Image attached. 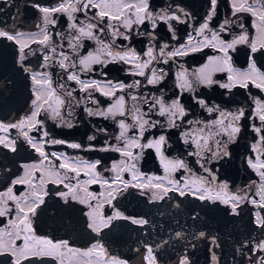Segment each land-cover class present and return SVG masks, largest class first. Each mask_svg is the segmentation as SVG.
Masks as SVG:
<instances>
[{"label":"snow or ice","instance_id":"snow-or-ice-1","mask_svg":"<svg viewBox=\"0 0 264 264\" xmlns=\"http://www.w3.org/2000/svg\"><path fill=\"white\" fill-rule=\"evenodd\" d=\"M209 3L204 22L194 29L195 36L190 33L187 42L172 51H166L168 46L164 45L159 52L154 47H147L141 54L134 47L116 44L117 40L131 41L134 30L145 22L150 23L153 30L160 22L165 23L170 30L173 28L172 21L189 22L177 14L178 11L183 17H190L191 14L183 8L176 6L177 11L153 12L150 10V0H60L52 7L35 4L33 7L42 14L40 23L36 25L38 31L0 28V40L11 42V46L15 48V64L27 74V80L31 84L30 99L26 103L28 111L16 120L0 119V149L6 150L3 153L6 158L9 154L27 150L39 157L32 163L22 164L20 167L23 173L12 179L10 186L4 191H0V218L6 219V224L0 227V256L11 257L12 264H24V261L33 257H49L57 264H129L127 259L109 251L104 237L119 221L140 227L149 224L145 216L127 215L114 204V201L132 189L139 197L146 198L149 204L177 197L181 198L180 203L173 207L179 209L185 203L184 198L189 206L192 201H198L199 204L191 209L189 218L193 221L203 219L201 212L209 214L215 210H223L225 215L236 218L247 212L250 224L254 226L251 231L258 232L260 238L250 233L248 238L241 241L236 252L241 253L242 249H247L244 255L248 264H264V99L253 97L254 108L248 117L251 121H258V124L242 125L241 121L246 115L244 108L230 111L217 104L209 105L199 98L196 102L214 118L186 121L185 117L189 112L179 97L168 101L163 96L141 95L137 91L142 83L139 79L125 84L122 81L101 82L81 78L83 74L92 72L93 66L97 64H124L128 65L126 71L129 74L144 78L145 87L157 85L167 73L163 68H155L154 62L167 64L168 59L187 56L210 47L221 55L210 57L208 63L193 73L191 78L186 70L178 71V89L182 92H194L198 85L211 87L214 84L228 90L236 87L247 89L251 84L264 92V71L257 66L254 58L258 52L264 55V0H231L233 17L239 19V14L247 13L254 18L255 37L252 39L247 31H242L231 40L225 39L221 33L229 31L230 22L227 20L220 25L219 31L211 29L209 22L216 14L218 0H209ZM89 12H92L91 16H88ZM78 13H83L85 20L77 22ZM57 14L67 16L70 22L67 36L56 33L61 37L59 42L53 39L50 30V26L57 23ZM239 27L243 29L244 25L240 24ZM105 32L110 37L107 42L101 39ZM63 40L68 41L70 52L64 50ZM85 40L95 41L98 47L81 55ZM32 45L39 47L33 48ZM238 45H247L250 49L246 70H240L232 63L230 52H235ZM37 52L40 53L41 62L34 69L25 62L29 55L35 56ZM56 68L63 73H57L58 80L53 75ZM216 72L228 73L227 82L215 80L213 75ZM69 82L77 87H72ZM77 91L87 95L78 98ZM96 92L108 97L112 103L103 109L98 106L88 107L86 102L98 105L99 102L92 97ZM82 103L89 117H103L116 122L119 128L115 136L117 143L106 141L100 147L95 144L85 147L81 143L52 137L42 116L54 122L57 127L71 129L75 127L72 122L75 119L74 109ZM153 115L165 117L164 122L152 119ZM184 123L189 127L181 132V140L186 147L191 148L187 155L197 158L195 162L201 169L200 173L194 171L186 160L171 159L165 154L168 144L166 135L145 139V134L152 129L179 128ZM246 127H251L256 134V142L250 145L252 155L247 156L245 162L257 179H252L245 187L233 190L227 180H219L216 174L219 168L214 170L210 165L231 159L229 145L238 141ZM133 130H136L134 134L129 135ZM97 131L107 133V129ZM87 139L95 141L97 137L90 135ZM50 145L116 152L123 158L112 163L111 168L105 169L113 173L108 178L98 170L102 165L101 159L90 161L73 158L63 152H49L46 148ZM145 149L154 150L158 155L163 175H149L140 170L138 165ZM181 171L184 174L177 178V173ZM81 174L87 179L81 180ZM125 174L128 179L124 178ZM49 184L56 186L51 193ZM93 184L99 185L103 191H89V186ZM18 185L26 186V190L19 195L14 191ZM50 195L59 197L69 218L72 212H79L85 218V227L93 234L92 242L87 247H77L69 239H53L37 234L34 223L38 215H43L50 207L56 206L46 203ZM74 204L83 207L75 208ZM246 205L249 207L246 208ZM105 206L112 209L111 214H106ZM188 235L177 231L174 238L185 240ZM192 239L209 241L208 251L212 264H220V258L214 251L221 246L218 236L199 231L192 235ZM141 244L144 249L141 253L142 264H161L162 254L158 250L168 245L169 241L163 240L155 246L143 241ZM191 247L195 248L196 245L192 244ZM135 251L140 252V249ZM177 264H193L187 248L178 257Z\"/></svg>","mask_w":264,"mask_h":264},{"label":"flooded vegetation","instance_id":"flooded-vegetation-1","mask_svg":"<svg viewBox=\"0 0 264 264\" xmlns=\"http://www.w3.org/2000/svg\"><path fill=\"white\" fill-rule=\"evenodd\" d=\"M59 2L60 0H0V28L36 32L38 31L36 25L40 23L42 14L33 5L40 4L52 7ZM176 6L183 8L191 16L188 18L183 17L177 11ZM209 7V0H150V10L153 12H160L161 10L167 12L177 11V14L182 16V19H188L189 22L180 23L172 21V30L163 22H160L158 27L153 30L150 23L145 22L144 25H140L138 29L134 30L131 41L117 40L116 44L121 47H134L141 54H143L147 47H154L155 51L159 52L160 48L164 45L168 46L166 51H172L176 47L185 44L190 33L195 36L194 29L204 22ZM91 15L92 12H89L88 16ZM239 17L237 19L232 16L231 0H218L216 14L209 22V27L215 31H219L220 25L227 20L230 22L228 26L229 31L221 33L225 39L231 40L242 31H247L250 39L254 38V18L247 13L239 14ZM55 19L57 23L54 26H50V30L53 34V39L59 42L61 37L57 36L56 33H62L64 36H67L70 22L67 16L63 14H57ZM80 20H85L83 13L77 14V22ZM240 24L244 25L243 29L239 27ZM121 30L123 31V29ZM101 39L107 42L110 37L105 32L101 35ZM63 43L64 50L70 52L67 46L68 41L63 40ZM32 47L38 48L39 46L32 45ZM97 47L98 45L95 41L85 40L80 54L85 55ZM249 53L250 49L247 45H238L235 52H230L234 67L246 70ZM219 55L221 53L217 50L208 47L187 56L168 59L167 64L154 62L153 66L157 69L163 68L167 75L159 84L147 85L146 87L144 86V78L129 74L126 71L128 65L124 64H107V66L97 64L93 66L94 70L92 72L83 74L81 78L95 79L101 82L108 80L113 82L122 81L125 84L139 79L142 83L140 89L137 91L141 95L163 96L168 101L179 97L181 103L185 105L189 112V115L185 117L186 121L214 118V116L210 117L196 102L197 98H199L207 101L209 105L217 104L221 108L230 111L244 108L246 115L241 121L242 125L258 124V121H251L248 117L251 116L254 108L253 97L264 99V92H261L260 89L255 88L251 84H249L247 89L236 87L231 90L221 88L219 84H214L211 87L198 85L194 92H182L177 88L176 74L178 71L186 70L189 78H191L193 73L208 63L210 57ZM39 57V52L35 56L29 55L25 62L26 65L34 69L38 68L41 62ZM254 58L257 61V66L264 71V55L258 52ZM57 73L61 75L63 73L58 68L53 70L54 78L58 80L59 76ZM227 76L228 73L226 72H216L213 78L220 83H226ZM69 83L72 87H77L73 82ZM30 87L31 84L27 80V74L15 64V48L11 46V42L0 40V119L16 120L28 111L26 103L30 99ZM76 95L78 98H81L87 94L77 91ZM92 97L99 103L98 105H94L91 102H86L88 107L95 108L98 106L103 109L112 103V100L102 96L98 92L93 93ZM146 110L147 106H145ZM74 112L75 119L72 122L75 127L71 129L57 127L54 122L42 116L52 137L81 143L85 147L88 144H95L97 147H100L106 141L111 144L117 143L115 136L118 134L119 128L115 121L104 119L103 117H89L84 111L83 103L75 108ZM152 119H159L163 123L165 117L153 115ZM129 123H131L130 119ZM178 123L180 122L178 121ZM186 127H189L186 123L181 124L179 128L157 127L147 132L145 139L154 138L161 134L166 135L168 144L165 148V154L171 159L181 158L186 160L194 171L200 173L201 169L195 162L197 158L187 155L188 151H191V148L186 147L181 140V132ZM97 129H107V133L98 132ZM135 131L133 130L129 135L134 134ZM90 135H95L97 139L89 141L87 138ZM254 142H256V134L252 131L251 127L244 128L238 141L235 144L229 145V150L232 152L231 159L228 162L221 161L220 164L213 163L210 165L214 170L219 168V171L216 173L219 180H227L233 190L245 187L252 179H257L245 162V158L252 155L250 145ZM46 150L49 152H63L73 158L90 161L101 159L102 165L98 170L108 178H111L113 173L105 171V169L111 168L112 163L123 158L116 152L71 149L65 145H50ZM4 151L6 150L0 149V191H4L10 186L12 179L23 173V169L20 167L22 164L32 163L39 159L38 155L31 150L21 151L18 154H9L7 158L3 155ZM138 167L142 172L149 175L164 174L158 155L151 149L144 150ZM183 174L182 171L177 173V178ZM124 178L128 179L129 177L125 174ZM80 179L84 180L87 177L81 174ZM55 188L56 186L48 185L50 193ZM25 190L26 186L22 185H18L14 189L17 195L23 193ZM89 191L99 193L103 189L99 185L93 184L89 186ZM129 193H125L123 197L118 198L114 201V204L127 215L145 216L149 220V224L140 227L131 225L126 221H119L116 222L114 228L104 237V242L109 251L121 258L127 259L129 264H142L141 253L144 251L141 244L142 241L152 243L155 246L156 243H160L163 240H168L169 244L158 250L162 254L161 264H177L178 257L184 254L185 248H187L193 264H212L208 251L210 242L192 239V235L199 231H205L211 235L218 236L221 246L219 249H214V251L220 258V264H248L246 255H244V253H247V249H242L241 253H237L236 249L240 247L242 240L249 237L250 233L252 236L260 237L258 232L251 231L254 226L250 224V217L247 212L242 213L241 217L238 218L225 215L223 210H215L209 214L201 212L203 219L198 218L196 221H193L189 217L192 214L191 209L199 204L198 201H192L191 206H189L187 199L184 198L185 203H182L180 208L177 209L173 205L180 203L181 198L173 197L172 200L166 199L157 204H149L146 198L139 197L135 190L129 189ZM46 203L56 206L50 207L49 211L43 215H38L34 223L38 235L49 236L53 239H69L75 246L81 248L87 247L92 242L91 237L93 234L86 229L85 218L81 213L72 212L71 218H69V213L62 206V201H59V197L50 195L46 199ZM74 207L82 208L83 206L74 204ZM245 207L248 208L249 206L246 205ZM220 208L223 209V206H220ZM196 210L199 211V208H196ZM105 212L106 214H111L112 209L105 206ZM5 224L6 219L0 218V227H3ZM177 231L188 233L187 239H175L174 236ZM192 244H195L196 247L192 248ZM137 248L140 249V252L135 251ZM43 263L57 264L56 261L49 257H33L29 261H24V264ZM0 264H12V258L0 256Z\"/></svg>","mask_w":264,"mask_h":264},{"label":"water","instance_id":"water-1","mask_svg":"<svg viewBox=\"0 0 264 264\" xmlns=\"http://www.w3.org/2000/svg\"><path fill=\"white\" fill-rule=\"evenodd\" d=\"M122 238H124V237H122ZM43 264H45V263H43Z\"/></svg>","mask_w":264,"mask_h":264}]
</instances>
